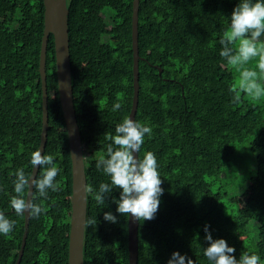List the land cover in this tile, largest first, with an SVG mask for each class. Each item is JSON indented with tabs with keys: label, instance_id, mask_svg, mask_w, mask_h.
I'll return each instance as SVG.
<instances>
[{
	"label": "trees",
	"instance_id": "obj_1",
	"mask_svg": "<svg viewBox=\"0 0 264 264\" xmlns=\"http://www.w3.org/2000/svg\"><path fill=\"white\" fill-rule=\"evenodd\" d=\"M134 0H73L69 15L72 86L85 155L88 191L84 264H129V217L117 213L120 190L93 199L109 177L96 168L109 133L130 116L133 95ZM239 0H140V97L135 120L152 128L140 155L155 153L163 195L155 219L139 221L138 264H167L174 252L209 264L205 225L264 264V97L229 89L237 73L219 55V38ZM44 0H0V211L15 221L0 234V264L19 258L25 216L10 206L14 173L32 174L39 150L43 90L39 71ZM264 39V36L261 37ZM160 70H162L160 74ZM49 136L44 154L60 168L58 191L40 198L20 264H69L72 160L56 73L47 50ZM121 108L113 111V105ZM39 175V173H38ZM112 212L117 223L105 221ZM96 218V224L88 221Z\"/></svg>",
	"mask_w": 264,
	"mask_h": 264
},
{
	"label": "clouds",
	"instance_id": "obj_2",
	"mask_svg": "<svg viewBox=\"0 0 264 264\" xmlns=\"http://www.w3.org/2000/svg\"><path fill=\"white\" fill-rule=\"evenodd\" d=\"M264 0H239L233 9L228 28L219 38L222 46L219 55L226 65L237 73V78L229 91L233 94V103H239L242 94L253 100L264 97ZM121 108L120 103L113 105V111ZM152 128L146 123L125 116L115 126L114 133H109L110 143L105 154L98 157L96 168L109 177L110 182H101L93 199L98 205L105 203L114 189L120 190L116 211L137 221H151L159 209L160 197L163 195L162 179L158 171L155 153L140 152L145 136L151 135ZM30 164L39 169V175L28 174L23 167L14 173L12 181L14 194L10 206L17 216L38 218L45 208L37 202L47 199L48 191L60 189L56 177L60 168L50 154L37 150L31 153ZM34 191H30L33 189ZM93 192L92 188H88ZM105 221L117 223L112 212L104 213ZM96 218L89 224H96ZM15 221L0 211V234L9 236ZM205 240L208 247L202 248L203 256L209 264H261V258L255 253L241 252L239 259L234 255L235 248L230 247L225 239H213L209 226L205 225ZM22 246V244H21ZM26 248V247H25ZM21 249V248H20ZM20 252V250H19ZM25 252V250H24ZM167 264H195V261L174 252Z\"/></svg>",
	"mask_w": 264,
	"mask_h": 264
},
{
	"label": "water",
	"instance_id": "obj_3",
	"mask_svg": "<svg viewBox=\"0 0 264 264\" xmlns=\"http://www.w3.org/2000/svg\"><path fill=\"white\" fill-rule=\"evenodd\" d=\"M73 0H44V34L40 51V75L43 90V126L39 151L45 153L49 136V95L47 88V50L50 35L54 37L56 73L58 80L59 98L68 134L72 160V210L69 233V264H84L85 230L87 224L88 190L85 155L72 86V67L69 41V15ZM139 10L140 0L133 1L132 16V47H133V79L134 95L130 118H136L140 97V54H139ZM162 70H160L161 74ZM39 169H33L32 174L38 176ZM30 191H34L30 189ZM31 217L25 215V232L19 258L15 264H20L27 244ZM129 264H138L139 259V221L132 219L129 214Z\"/></svg>",
	"mask_w": 264,
	"mask_h": 264
}]
</instances>
